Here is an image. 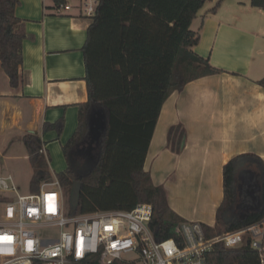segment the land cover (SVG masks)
Masks as SVG:
<instances>
[{
    "label": "trees",
    "instance_id": "1",
    "mask_svg": "<svg viewBox=\"0 0 264 264\" xmlns=\"http://www.w3.org/2000/svg\"><path fill=\"white\" fill-rule=\"evenodd\" d=\"M66 0H55L56 4ZM208 0H100L83 47L89 99L81 103L79 125L64 145L67 167L56 173L71 213L130 210L138 203H151V227L158 239L172 238L186 220L169 205L163 185L153 182L144 169L153 133L166 100L175 92L204 76L224 70L209 57L194 50L200 30L191 25ZM225 0H216L215 13ZM20 0H0V60L13 87L22 83L23 20L16 15ZM264 10V0H251ZM264 87V77L258 81ZM104 114L105 125L98 140L90 139L91 116ZM64 127L63 118L45 123L44 132ZM186 129L172 126L168 145L181 152ZM22 140L33 168L32 192L53 176L38 132ZM252 171L260 181V206L238 210L239 178ZM224 198L217 209L215 226L205 228L209 236L234 231L264 219V160L254 153L231 158L223 169ZM207 264H261L259 253L249 243L227 248L215 244Z\"/></svg>",
    "mask_w": 264,
    "mask_h": 264
},
{
    "label": "crops",
    "instance_id": "2",
    "mask_svg": "<svg viewBox=\"0 0 264 264\" xmlns=\"http://www.w3.org/2000/svg\"><path fill=\"white\" fill-rule=\"evenodd\" d=\"M228 1L215 13H198L192 23L201 34L194 50L224 71L193 80L166 100L144 164L153 182L166 188L173 211L212 227L224 198V165L243 153L264 160V87L258 83L264 77V10ZM16 15L27 34L22 83L11 85L0 60V138L22 143L30 162L22 137L38 132L49 160L63 154L60 172L68 165L63 147L78 128L79 105L89 99L83 47L92 19L77 10L59 13L54 0H20ZM62 118L61 133L44 132L45 123ZM91 123L96 141L103 112L96 111ZM179 124L186 129V145L174 152L168 133Z\"/></svg>",
    "mask_w": 264,
    "mask_h": 264
},
{
    "label": "built area",
    "instance_id": "3",
    "mask_svg": "<svg viewBox=\"0 0 264 264\" xmlns=\"http://www.w3.org/2000/svg\"><path fill=\"white\" fill-rule=\"evenodd\" d=\"M100 0H66L57 12L94 17ZM44 154L46 149L43 147ZM0 264H207L215 244L247 243L264 264V219L209 236L204 223L182 222L172 238L158 239L154 207L71 213L56 175L36 192L22 193L12 174L0 175Z\"/></svg>",
    "mask_w": 264,
    "mask_h": 264
},
{
    "label": "rangeland",
    "instance_id": "4",
    "mask_svg": "<svg viewBox=\"0 0 264 264\" xmlns=\"http://www.w3.org/2000/svg\"><path fill=\"white\" fill-rule=\"evenodd\" d=\"M237 0H229L226 3H234ZM251 7L250 0H241ZM216 3V0H208L203 8L199 11V14L205 12L212 8ZM229 5V4H228ZM227 7V6H226ZM192 29L197 28V23L191 25ZM94 142V141H92ZM23 144L18 143V140L12 145L7 141V139L0 138V175L12 174L19 186L22 193L32 192L31 188V178H32V167L27 158L24 157L22 151ZM57 152V151H56ZM51 166L53 170V175L61 170L62 166L65 164V159L63 154L57 153V156L50 158ZM239 200L237 204V209L244 211L247 209H254L260 206L259 198V188L260 181L258 177L253 174L252 171L242 172L239 178ZM1 213V207H0Z\"/></svg>",
    "mask_w": 264,
    "mask_h": 264
},
{
    "label": "water",
    "instance_id": "5",
    "mask_svg": "<svg viewBox=\"0 0 264 264\" xmlns=\"http://www.w3.org/2000/svg\"><path fill=\"white\" fill-rule=\"evenodd\" d=\"M91 118H92V116H91ZM91 126H92V123H91ZM92 132V131H91ZM91 137V136H90ZM91 139V138H90Z\"/></svg>",
    "mask_w": 264,
    "mask_h": 264
}]
</instances>
